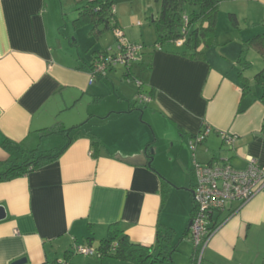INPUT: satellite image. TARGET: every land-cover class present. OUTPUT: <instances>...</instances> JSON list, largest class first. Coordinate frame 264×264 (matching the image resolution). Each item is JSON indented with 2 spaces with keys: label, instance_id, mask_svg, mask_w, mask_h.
<instances>
[{
  "label": "crops",
  "instance_id": "0c3cea01",
  "mask_svg": "<svg viewBox=\"0 0 264 264\" xmlns=\"http://www.w3.org/2000/svg\"><path fill=\"white\" fill-rule=\"evenodd\" d=\"M52 3L0 0V163L10 158L7 140L32 149L46 140L39 130L57 122L75 127L71 145L57 161L0 183V206L7 215L0 221V264L20 259L26 264H133L79 254L65 261L74 245L97 249L114 224L131 242L154 250L162 243L159 235L170 240L162 239L176 246L173 255L189 240L198 264H264V191L214 214V232L199 247L190 227L194 158L202 164L228 162L237 170L246 169L249 158L264 166L261 89L243 96L237 62L244 41L264 33V0L221 1L220 20L235 14L238 28L228 24L239 37L218 32L217 53L210 49L205 61L178 54V46L147 50L153 52L151 68L134 64L132 69L151 97L146 104L137 101L139 89L131 79L137 90L133 97L124 85L109 94L106 78L91 83L89 65L96 54L89 61L73 50L76 42L71 44L61 30L62 9ZM234 39L237 45L228 47ZM247 60L251 67L244 74L252 81L251 75L264 68V58L250 50ZM109 95L113 99L106 102ZM93 119L102 124L100 132L85 130ZM206 127L210 132L197 143ZM92 134L100 140L98 151L91 145ZM224 135L235 138L232 147ZM191 142L197 143L195 157ZM141 154L151 166L121 160ZM178 196L183 200L176 205Z\"/></svg>",
  "mask_w": 264,
  "mask_h": 264
},
{
  "label": "trees",
  "instance_id": "16d2710c",
  "mask_svg": "<svg viewBox=\"0 0 264 264\" xmlns=\"http://www.w3.org/2000/svg\"><path fill=\"white\" fill-rule=\"evenodd\" d=\"M221 1L162 0L158 16L156 18L152 17L157 40L151 49H163L169 45L178 46V54L193 61H205L208 51L216 45L215 39ZM72 2L75 5H81L77 7V16L73 21L74 26H90V35L99 38L104 31H113L117 27L121 28L116 14L115 0H72ZM187 6L193 8L189 14L185 13ZM229 20L232 26L238 28V20L235 14L230 13ZM101 27L104 29L101 30ZM180 41H183V43L178 45ZM141 44L144 46L143 57L137 64L146 67V69L151 68L153 52L147 51L145 44ZM105 50L95 52V54ZM250 50L264 58V33L244 41L238 56L237 62L241 66L239 78L243 81V96L251 93L250 81L244 74L251 67L250 62L247 60ZM94 61L95 57L89 65V72ZM132 69L133 67L127 70L126 80L131 79L142 83L140 79L134 77ZM98 79L102 78L99 77ZM254 80L261 89L260 100L264 103V68L255 75ZM74 128L66 127L63 123L57 122L38 131L41 137L44 138L58 135L66 140L56 150H41L39 147L28 149L14 141H5L4 146L9 151L10 158L7 162L0 163V183L27 176L41 167L57 161L71 145L73 138H70V136ZM90 139L94 151H98L100 140L94 134ZM149 163L151 166V162ZM158 237L162 243L159 249L154 250L153 247L131 242L120 225L114 224L110 227L108 236L101 241L97 250L100 257L112 256L133 264H167L168 261L174 263L173 252L176 246H168L170 240L163 239L160 235ZM71 254H74L71 250L65 254V261L69 260ZM197 259V252L194 251L189 264H198Z\"/></svg>",
  "mask_w": 264,
  "mask_h": 264
},
{
  "label": "built area",
  "instance_id": "2783aa9c",
  "mask_svg": "<svg viewBox=\"0 0 264 264\" xmlns=\"http://www.w3.org/2000/svg\"><path fill=\"white\" fill-rule=\"evenodd\" d=\"M116 39V47L108 48L96 54L90 75L91 83L99 77L105 78L109 71L116 70L119 66L130 69L139 63L143 57L144 46L141 43L131 42L124 31L117 27L112 31ZM180 41L178 45H181ZM137 83L139 92L137 101L141 104L150 102L151 97L144 91L143 84ZM197 136L196 141L200 143L210 132ZM226 145L232 147L235 138L224 135ZM191 142L190 149L195 154L196 144ZM195 157V155H194ZM193 170L196 185L193 190L194 213L191 225V239L196 247L202 245L214 232L211 227L212 216L216 213L231 209L234 203L244 205L252 200L257 194L264 191V166L256 159L249 158L248 166L244 170L235 169L230 163L202 164L194 158ZM74 254L100 257L97 249L86 245H74ZM55 264H65L57 261Z\"/></svg>",
  "mask_w": 264,
  "mask_h": 264
},
{
  "label": "rangeland",
  "instance_id": "374dc122",
  "mask_svg": "<svg viewBox=\"0 0 264 264\" xmlns=\"http://www.w3.org/2000/svg\"><path fill=\"white\" fill-rule=\"evenodd\" d=\"M54 8L56 10L62 9V24H61V30L62 32L68 37V40L72 44V41L74 40L76 42L73 50H79L80 53L88 58L90 61L95 54L96 51L105 50L108 48L115 49L116 47V39L112 33L111 30L104 31L102 35L99 38H96L92 35H90L91 27L90 26H81V27H75L73 24L74 19L77 16V7L81 5H75L72 0H52ZM116 1V14L117 17L122 24V26L125 28L126 33L131 34L134 39L136 40V43H144L146 46V50H150L152 46L155 44L157 40V35L155 32V28L152 24V17H157L160 10H161V1L162 0H115ZM193 8L190 6H187L185 8V13L189 14L190 11ZM225 13V11H223ZM228 14H224V18L221 21L220 20V14H219V21H218V27H217V33L220 32L221 35L223 34H229L231 32L232 36L239 37V33L236 30H230V26L228 23H230L228 19ZM232 26V24L230 23ZM243 25V24H242ZM233 27V26H232ZM101 30L104 29L103 27L100 28ZM237 40H233L231 44H229L228 47H233L235 44L237 45ZM70 47V46H69ZM213 48V51L215 52L216 49ZM217 53V51L215 52ZM135 72L139 74L140 68L139 66H136ZM110 77H108L110 74H112ZM125 72V69L122 66H119L117 70L109 71L107 76L105 78L104 83H107L108 85V92L111 95H116L118 93L117 89L120 88V86L124 85V88L128 89L127 93L130 94L133 97V94H136V88L132 86V82H129L123 77V73ZM140 76V75H139ZM251 75V80L249 85L250 87L255 90V88L258 87L256 84L254 78ZM136 85V84H135ZM113 97L110 95L106 98V102L111 101ZM134 100V99H133ZM133 105L138 107V104L136 102H133ZM82 109L86 110L88 108L85 103L82 104ZM136 107V108H137ZM144 106L139 107V113L140 110H143ZM80 111L81 108L79 107ZM141 116V114H140ZM68 122L72 120V117H68ZM145 119H141L142 122L147 123V116L144 117ZM89 125V122L86 125L85 130H89L91 127L96 132H100L102 128V124H100V121L98 119H93L92 126ZM84 130V131H85ZM75 136L74 132L71 133V137ZM45 141H43L42 145H34L36 148L37 146L41 150H56L59 149L64 143L65 139L61 138V136L53 135L49 137H45ZM33 149V148H32ZM183 196H178L175 200V203L177 205L178 201H182ZM183 230L179 232V236H182ZM192 252V244L189 242V240H186L181 245V249L179 252L175 253L173 255L174 263L171 261H168L167 264H189V258L191 256Z\"/></svg>",
  "mask_w": 264,
  "mask_h": 264
},
{
  "label": "water",
  "instance_id": "95a60500",
  "mask_svg": "<svg viewBox=\"0 0 264 264\" xmlns=\"http://www.w3.org/2000/svg\"><path fill=\"white\" fill-rule=\"evenodd\" d=\"M147 157L146 155H139L138 157L134 158H129V159H123L121 160L127 164L133 165V166H150V163L147 162ZM6 211L5 208L0 206V221L4 220L6 218ZM192 225V222H190V227ZM27 260L26 259H20L15 261L13 264H26Z\"/></svg>",
  "mask_w": 264,
  "mask_h": 264
}]
</instances>
